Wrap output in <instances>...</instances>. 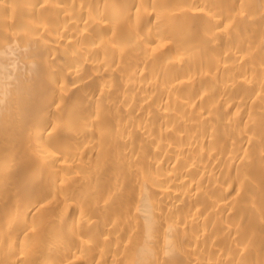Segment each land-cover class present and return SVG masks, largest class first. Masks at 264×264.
<instances>
[{
	"label": "bare ground",
	"instance_id": "obj_1",
	"mask_svg": "<svg viewBox=\"0 0 264 264\" xmlns=\"http://www.w3.org/2000/svg\"><path fill=\"white\" fill-rule=\"evenodd\" d=\"M0 264H264V0H0Z\"/></svg>",
	"mask_w": 264,
	"mask_h": 264
}]
</instances>
